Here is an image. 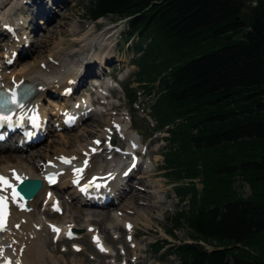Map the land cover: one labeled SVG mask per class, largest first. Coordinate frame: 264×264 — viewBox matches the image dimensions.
Returning a JSON list of instances; mask_svg holds the SVG:
<instances>
[{"label": "trees", "instance_id": "trees-1", "mask_svg": "<svg viewBox=\"0 0 264 264\" xmlns=\"http://www.w3.org/2000/svg\"><path fill=\"white\" fill-rule=\"evenodd\" d=\"M251 1L87 6L94 20L125 19L124 42L136 40L131 99L147 96L156 128L168 132L163 168L187 201L168 230L177 237L187 227L193 239L172 246L182 264H264V0Z\"/></svg>", "mask_w": 264, "mask_h": 264}, {"label": "bare ground", "instance_id": "bare-ground-1", "mask_svg": "<svg viewBox=\"0 0 264 264\" xmlns=\"http://www.w3.org/2000/svg\"><path fill=\"white\" fill-rule=\"evenodd\" d=\"M17 1L19 2L17 3ZM66 1L67 0H0V9L8 5L10 11L8 15H6V13H0V23L1 20H3V23L0 25V36L13 33L14 31L17 32V21L13 16L14 13H11V11H14L18 4L22 10L31 12L32 18L30 22H32L33 18H39L41 22L45 20L47 23L56 18L54 5H65L64 10L66 11L63 14H67V11L71 8L67 5ZM66 24L67 22H65L64 26ZM97 25L96 21L84 24L83 28H81L82 30H74L72 32V46L67 45V39H63L60 41L58 48L50 50L45 56L40 54L41 56H37L33 64L24 66L21 70L17 68L12 69L13 65H9V62H14V60L10 59L11 57L14 56L16 59L19 57L18 54H20V56L24 53L26 54L23 42H21L22 37L19 35L20 33L18 32L17 35L16 32L14 33V37L15 35L17 36V47L16 44H13L6 54V58H0V74L7 87L14 86L20 82H30L34 84L36 94L28 104L17 112V116L19 118L23 117L24 119L23 126L34 123L32 121V111L36 110L37 113L39 112V118L34 124L38 126L40 132L49 133V131H51L48 130V124L45 127V121L49 119L48 115L51 114L52 107H50L49 110H47L46 107L43 109L42 103H46V101L49 103L54 102L52 99H48L49 94L54 92H58V95H60L59 97H62L64 93L63 97L66 100L64 103L66 104L65 107L59 106V102L55 100L57 111L64 110L67 111V113H75V115L73 114V118L76 119H81L83 115L84 119L88 117L89 114H87V111L94 103L100 105L105 103L109 106L107 108L108 111L105 112L99 109L95 110V115L98 116L97 124L94 125V123H92L91 127L84 131L85 133L77 134L72 137L62 136L63 140L62 142H58V146L55 145L56 140H54L53 144L51 143L47 146L37 148L27 155L19 152L27 151L30 146L19 145V148H17L20 149L19 152L13 150L6 151L7 149H5V152L0 154V175H8L10 177L9 183L13 185L18 182L19 179H17V177H41L44 179L48 171L54 170L61 175V180L56 187H62L72 182L73 186L70 188V193L72 194L70 197H72L76 203L91 202L90 198L96 200L93 196L99 201L104 199L110 200L106 205L102 204V207L114 204L119 198L123 199L131 193L132 195L126 203L121 208L116 209L114 214L110 215L109 210H106L104 214L113 220L111 224L115 223L116 226L119 224L129 226V219L132 217L131 215L135 212L138 205L141 203L150 204L148 202L151 201L150 199L153 197V195L147 197L146 195L148 194L143 195L141 192H136L134 189L135 187L126 182L128 178L135 174L137 168L141 167V163L136 159H132L130 154L113 153L110 148L112 145L110 135L116 132L124 137L126 136V139L130 140L129 148L135 146L138 138L130 132L131 118L127 117L126 113L120 110V103H117L114 97L109 94L111 90H109L110 84L108 79L101 80L92 87L91 91L85 93V98H78L74 101L75 103L71 101L73 97H71L69 92L70 88H77L88 75L92 73H101L103 63L106 61L110 62L113 59V56L111 57V53H109L108 50V43H114L111 41L113 36L109 35V37H105L104 34L97 35L94 33ZM8 26L11 27V30L7 29ZM41 27L40 24H36L32 29L34 31L37 29L40 30ZM66 31V28L58 29L60 34L66 35ZM126 31L127 30L121 35L123 41L125 40ZM50 32L51 29L49 33ZM45 37L46 35L40 40L38 45L39 49L42 47L43 43L49 41ZM96 42H100L101 46L99 48ZM115 44V46H118V42H115ZM75 47V52L72 54L69 48L74 49ZM92 48V56L89 55V53H86V56L83 54L84 51ZM40 51L41 50H39V52ZM77 52H80V56L75 59ZM39 57H41V60H39ZM145 99L147 100L148 98L146 97ZM36 104L38 108L34 109ZM46 106L48 107L49 105L46 103ZM50 106L52 105L50 104ZM90 111H94V109ZM52 113L55 114V111H52ZM106 114L110 115L107 117ZM67 117V115H61L59 118L61 122H57L55 127L57 129L64 128V121ZM100 128L102 130L92 137L90 143L87 142V139H83L82 141L81 136H86V132L92 134L100 130ZM71 139L77 141L76 149H70V147L73 146V142L71 144L70 141ZM20 140V135H13L9 140L1 143L0 146L6 148L12 143L20 144ZM99 140L102 141L97 143ZM52 149L53 151L56 150L53 154H51ZM127 152L128 151H126V153ZM61 158H68L71 162L64 163ZM86 161L87 164H85ZM76 169H82L83 171L78 174ZM126 170L131 173L123 175ZM157 174V170L149 169L140 173L138 184L144 185L149 178ZM77 180H79V183H77L76 187L75 182ZM93 181L94 183H102L99 190L92 188ZM86 186L88 193L83 195L81 189ZM49 187L50 186L45 183L39 195H37L35 199L27 202L33 205L31 209H23L21 207V199L13 201L10 188H5L3 191H0L1 195L8 197V215L5 218L4 230H0V264H9V257L12 258V264H70V262L65 263V259L72 250L68 249L62 251L58 246L51 248V245L52 243L58 242L61 235L67 236L78 230L79 223L84 219L83 215L85 214V209L77 207V213L74 214L72 219H60L51 212V209H56L57 202L59 208L63 207L64 203L56 196L59 195L58 192L55 191L54 194L50 193ZM86 198L89 199L84 201ZM148 209L151 212L152 208L148 207ZM92 219L93 218L83 220L86 222L87 228L94 225L93 222L95 219ZM52 223L59 227L61 232L57 233L54 231ZM98 232L99 230L97 227L90 232L92 239L98 247L101 248L100 245H102L105 251H108L109 248L106 246L103 237L99 236ZM135 235L136 232L134 233V236ZM97 238L100 242L99 244L96 242ZM133 246H138V244L134 243ZM57 252H63V255L59 256ZM76 252L78 254H83V259L81 262L72 260L71 264H95L94 260L84 254L81 249H77ZM103 256L105 257L106 255ZM116 256L119 257V253H116Z\"/></svg>", "mask_w": 264, "mask_h": 264}, {"label": "rangeland", "instance_id": "rangeland-1", "mask_svg": "<svg viewBox=\"0 0 264 264\" xmlns=\"http://www.w3.org/2000/svg\"><path fill=\"white\" fill-rule=\"evenodd\" d=\"M18 2L19 1H17V3ZM66 2L67 5L73 9L67 11V14H63L66 11L64 10L65 5H54L56 18L47 23L45 20L41 22V19L39 18H33L32 22H30L32 18L31 12L22 10L18 4L14 11H11V13H14L13 16L17 21V32L14 31L13 33L0 36V58L5 59L11 46L16 44V35L18 32L22 37L21 42H23L26 54L24 53L21 56L18 54L19 57L16 59L13 56L10 59L14 60V62H9L10 66L13 65L12 69L17 68L18 70H21L24 66L33 64L37 59V56L40 54L45 56L50 50L58 48L60 41L63 39H67V45L72 46V32L74 30H82L81 28H83L84 24L96 21L98 25L95 28L94 33L97 35L104 34L105 37L112 35L113 38L111 41L114 43H108V50L109 53H111V57L113 56V59L110 62L106 61L103 63L101 73H92L91 75H88L85 80L78 85L77 90L73 93L74 99L72 102L75 103L74 101L78 98H85V93L87 91H91L92 87H94L97 82H100L104 78L109 79V77L106 78L109 73L114 74L115 77L117 76L113 79L112 84V90L114 89V100L117 101V103H120V105L125 103L122 106L119 105V107L122 112L126 113L127 117L131 118L132 127L130 128V132H132L139 140H143L146 143L145 145L140 144V147L144 150L142 151L144 155L139 157L142 164L141 167L137 168L135 175L132 177L131 181L129 180V183L131 186L135 187L134 189L136 192H141L143 195L148 194L146 195L147 197L153 195V197L150 199L151 201L148 202L150 204L141 203L138 205L135 212L131 215L132 217L129 219V226L121 224L116 226L115 223L111 224V221L113 220H111L109 216L104 215L105 211L109 210L110 215L114 214L116 209L121 208L126 203L132 195L131 193L123 199L119 198L114 204L106 207H99L88 203H76V201L70 197V190H67L64 185L62 187H55L53 190L59 193L58 198L64 203V212L61 213L55 211L54 214L60 219L66 218V220H70L74 217V214L77 213V207L84 208V219H95L93 222L94 226L91 228L97 227L99 235L104 238L105 244L109 249L108 251H102L101 248L96 245L91 238V230L86 227L87 224L83 221L84 219H82L79 223L78 232L76 231L74 235L70 236H61L58 239V242L52 243L51 248L58 246L62 251L71 249L72 252L67 255L65 259V263L70 262V264L72 260L75 262H81L83 259V254H78L76 252L77 249H81L84 254L94 260L95 264H182L178 255L171 252L173 250L172 246L174 244L177 245L180 242H191L193 239L190 236V232L187 227H182L177 230V237H173L168 234V230L171 227V217L176 213V211L185 206L187 202L179 201L175 192V187L179 185V183L166 176V172L163 168V154L167 151V147L169 145V142L165 139V136L168 135V133L158 132L153 134V120L146 117V113H148L147 111L149 109H144L145 105L143 102L146 101L145 97L141 96L139 102L133 106L130 104L127 95V92L129 93L131 89L133 90V88L138 86L137 82H133V73L137 70V67L129 63L131 60L133 62V57L137 54L134 50L136 40L130 41L128 44H124L123 39H121L122 33L127 29L124 19H118L116 16L112 15L101 17L98 20L90 19L86 15L87 6L90 5V0H67ZM251 2H253L255 6H258L259 4L258 0H252ZM9 12L8 5L0 9V13L3 14L6 13V15H8ZM65 22H67V24L64 26ZM2 23L3 20H1L0 25ZM36 24H40L42 27L40 30L37 29L34 31L32 27ZM60 28H66L67 34H60L58 32V29ZM50 29L51 32L49 33ZM15 32L16 35L14 37ZM44 35H46L45 38L49 41L47 43H43L42 47L39 49V42L42 38H44ZM115 42H118V46H115ZM96 45L98 48L101 46L100 42H96ZM69 49H71V53L73 54L76 47L74 49ZM39 50L41 51L39 52ZM92 50L93 48L87 49L83 52V54L86 56V53H89V55L92 56ZM75 56V59H77L80 56V52H77ZM39 58V60H41V57ZM59 96L58 92L49 94V98H47L52 99L54 102L49 103L46 101L47 105H49L48 107L46 106V103H42L43 109L46 107L48 110L53 106L52 111H55V114L51 113L48 115L49 119L47 124L51 128V131L47 134L46 139L42 143L30 147L27 151L19 153L27 155L32 153L37 148L47 146L51 143L53 144L54 140H56L55 145L58 146V142H62L63 140L62 136L72 137L77 134L85 133L84 131L88 130L92 123H94V125L97 124L98 116L95 115L96 109L104 112L108 111V104H95L88 109V117L85 119L83 118V120L79 121L76 126H64L62 129H57L55 125L57 122H61V119L59 118L62 115V112L63 114H65V112L63 110L57 111L55 100L59 102V106H66V104H64L66 102L65 98L63 96ZM50 104L52 106H50ZM91 109H94V111H90ZM109 115L110 114H106L107 117ZM67 120H70V118ZM139 128H141V133L138 131ZM101 130L102 129L100 128V130H97L92 134L86 132V136H81L82 141L83 139H87V142L90 143L92 141V137L97 135V133H100ZM110 136L114 139V144L116 145L115 147L119 149V153L128 149L129 139H126V136L124 137L118 132ZM70 141L71 144L73 142V146L70 147V149H76L77 141L72 139ZM114 150L115 148L113 151ZM54 151L52 149L51 154H53ZM148 169L157 170L158 174L149 178L144 185H139V174ZM195 182L198 184L199 188H201L199 181L196 180ZM242 191L245 192V194H248V185L244 184ZM32 207L33 205H31V208ZM148 207L152 208L151 212ZM135 232L136 235L134 236ZM163 239H167L169 244L161 250V252H155L152 245L156 241H162ZM134 243H137L138 246L134 247ZM206 247L210 248L209 246ZM116 253H119L120 256L117 257ZM57 255L61 256L63 255V252H57ZM103 255L106 256L104 257Z\"/></svg>", "mask_w": 264, "mask_h": 264}, {"label": "snow or ice", "instance_id": "snow-or-ice-1", "mask_svg": "<svg viewBox=\"0 0 264 264\" xmlns=\"http://www.w3.org/2000/svg\"><path fill=\"white\" fill-rule=\"evenodd\" d=\"M28 94V90L25 89L23 92V95L26 97ZM15 106V108H23V104L20 100V94L16 90H11L10 93H7L5 91H0V127H3L5 124L8 126L13 125V115L15 113V109L12 106ZM99 143V141H97ZM64 163H70L71 161L68 158H61ZM87 164V161L85 162ZM83 170L82 169H76V172L79 174ZM17 179L21 180L23 182V178L17 177ZM50 182H55V178L50 176L49 177ZM79 183V180L76 181ZM96 187H99V185H96ZM5 188H11L12 194L11 198L13 201H16L17 199H23V197L20 195V193L16 190V187L9 183L5 177L0 175V191H3ZM82 191H87V186ZM7 200L8 197L4 195H0V230H4V218L6 216L7 211ZM56 210L59 211L58 202L56 206ZM53 230L59 233L60 229L55 228L53 226ZM96 242L99 244V240L97 238ZM101 250H105L102 245Z\"/></svg>", "mask_w": 264, "mask_h": 264}, {"label": "water", "instance_id": "water-1", "mask_svg": "<svg viewBox=\"0 0 264 264\" xmlns=\"http://www.w3.org/2000/svg\"><path fill=\"white\" fill-rule=\"evenodd\" d=\"M41 179H26L18 187V191L24 200L28 201L33 198L42 187Z\"/></svg>", "mask_w": 264, "mask_h": 264}]
</instances>
